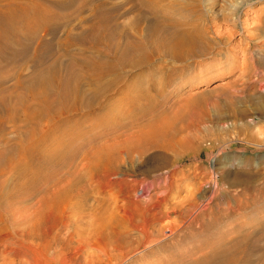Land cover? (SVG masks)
<instances>
[{
	"label": "rangeland",
	"instance_id": "rangeland-1",
	"mask_svg": "<svg viewBox=\"0 0 264 264\" xmlns=\"http://www.w3.org/2000/svg\"><path fill=\"white\" fill-rule=\"evenodd\" d=\"M5 1H0V4L4 5H1L3 10L0 6V19H2L0 20V169L2 168L0 187L3 186L0 188V194H3L0 198V223H3L0 224V264H192L215 249L221 251V257L216 262L210 260L207 264H226L228 261L229 263L233 261L229 260L232 258L233 249L223 244L244 237L245 235L241 234L257 229L258 231L254 232L256 234L253 233L250 237L253 238V242L258 243L253 245L252 249L249 248V251L246 249L249 253L238 249L236 254H239V261H235L234 264H262L264 197H260L258 193L262 191L259 188L264 185V175L248 185H231L228 183V177L234 178L233 175L238 172L242 175L252 171L264 172V144L257 143V136H251V133H256L257 130L264 135V110L259 112L252 108L253 105L243 100L244 93L240 88L241 82L247 81L248 72L250 81L253 82L248 90L255 92L254 94L260 95L262 92L264 94V90H257V81L254 80L256 78L264 80V65L261 71L253 68L251 72L247 70V65L254 63L255 59L264 61V0H36L38 4L47 7L46 12L50 18L44 29L37 27V33L32 36L28 34L27 24L38 18L35 10L39 6L35 5L36 7L33 8L34 5L29 4L31 8L27 5L24 11H18L19 14L15 11L16 19L11 21ZM98 14L105 16L111 28H109V39L106 37L105 40L95 44L90 39L96 33L91 35L94 29L90 26ZM151 20L163 21L162 23L164 20H174L173 22L180 25L184 23L185 27L187 25L199 34L198 44L192 49H187L183 57L173 58L174 53L169 44H161L154 48L149 43L150 39L143 36ZM97 26L96 32L101 29V25ZM50 28L54 31L53 36L52 33H48ZM139 36L141 40L144 39L143 42L146 38L143 54L133 46ZM44 50L45 57L49 56L45 60ZM101 54L103 56L100 57ZM93 62L113 65L102 70L105 71L102 74L104 77L100 75V78L94 80L95 82H91L88 77H91L90 69L93 67L90 63ZM50 66H55L59 77L63 79L65 83L63 89L68 88L71 82L69 87H73L79 80L78 85L83 92L79 100L87 101V104L68 106L69 97L60 98L59 101L51 99L48 107H44L42 103L39 105V102L35 100L33 102V99L26 97V85L27 88L34 90L50 85V71H43ZM85 69L86 71H83ZM157 70L179 72L170 86L166 85V75L155 79L160 85L165 82L164 89L159 90L158 93V99L165 103L132 120L122 115V111L116 114L117 110L122 109L121 105H124L120 102V97L127 88L129 90L147 88L152 83V72ZM41 74H43L42 78H40ZM235 81L240 82L234 85ZM95 90L101 93L90 102V95ZM47 93L54 98L58 97L50 88ZM198 95L206 98L209 113L205 122L199 125L202 130L199 136L201 141L203 139V145L201 143L195 145L194 151L189 153L185 151L181 157H174L173 153L164 147L143 148L144 154L142 151L138 154L136 149L125 151L122 147L120 154L115 155L110 149L109 162L113 165L117 163V166L114 170H109L110 173L107 171L98 175L94 164L98 160L99 151L103 148L109 150V147L118 142L125 144L130 137L129 129L134 128L139 132L145 128L149 118L150 121L160 118L167 106H171L172 113L178 109L181 101L184 102L191 96ZM240 102L248 106V116L244 119L248 129L237 132L235 126L240 121L229 117L231 116L229 109L232 103ZM22 103H24L23 107ZM108 109L115 115L106 119L103 114ZM45 113H48V116ZM218 113H221V118L218 120L220 124L214 117ZM150 114L153 116L150 117ZM43 116L51 118L47 120L51 122L50 125L47 121L40 122ZM26 117H30L33 123L28 122ZM37 121L40 122L39 125ZM10 149L13 150L8 151ZM10 155L12 162L8 163ZM163 160L167 166L163 163L164 166H160L162 169L156 170L153 164ZM149 169L151 173L146 171ZM28 178L37 181L35 184H28ZM68 181L73 183L76 196L81 195L80 191L85 188L88 194L87 199L84 195V198L80 197L82 199L78 200L80 204L76 213L72 215L75 219L72 226L57 225L53 232L44 235L41 239L24 235V240L12 233L15 227L11 223L7 229L3 228L5 213L14 216L31 213L41 199L54 196L55 191ZM9 192H12L11 194L16 192V198H12L11 195L8 196L9 198L3 197ZM23 195L27 199H23ZM53 199L57 201L54 197ZM75 200L76 198H73L71 201ZM66 201L64 199L60 204L62 210L67 205ZM191 201H196V207L195 205L190 207ZM193 208H196L195 212L192 211ZM54 210L58 214L63 213L61 208ZM155 215H164L162 218L164 220L150 221L149 230H152L150 231L152 238L156 236L154 240L138 247L135 246L136 242L132 241L134 247L129 253L122 250V255H115L118 250L115 249L116 244L112 243L114 241L111 231L121 229V233L125 234L127 227L130 228V224L125 221L127 217H133L131 220L134 223L137 221L138 224L143 218ZM183 215L184 217H180ZM191 215L203 219L199 222L193 221L194 217L192 218ZM123 222H126L124 225H128L126 229ZM171 222L176 224L172 230ZM6 231L7 233L4 234ZM138 232L137 229L131 228L125 235L132 239L138 237V241H142L144 238ZM103 240L107 244L103 245ZM108 252L110 254H107ZM224 255L227 257L225 258Z\"/></svg>",
	"mask_w": 264,
	"mask_h": 264
},
{
	"label": "bare ground",
	"instance_id": "bare-ground-1",
	"mask_svg": "<svg viewBox=\"0 0 264 264\" xmlns=\"http://www.w3.org/2000/svg\"><path fill=\"white\" fill-rule=\"evenodd\" d=\"M1 1V0H0ZM3 1H5V0H3ZM40 2V1H39ZM101 2V1H100ZM103 2V1H102ZM5 5H6V9H7V14H8V16H9V18H11V21H12V19H16V15H17V12L18 11H24V9H25V7H27V5H34V7L33 8H35L36 6L35 5H37V6H39V8L38 9H36L35 10V12H36V14H38V18H37V15H36V17L35 18H37V19H34L31 23H29V24H27V30L29 31L28 32V34L30 35V36H32V34L34 35L35 33H37V27L38 28H40V29H42V27H43V29H44V27H45V24L49 21V16L50 15H48L47 14V12H46V10H47V7L46 6H44V5H40V4H38V2H36V0H23V1H21V0H6L5 2ZM42 3V2H41ZM61 4V3H60ZM64 5H65V3H63ZM62 4V5H63ZM105 4V3H104ZM1 5H3V4H0V6ZM29 5V6H30ZM98 5V4H97ZM96 5V6H97ZM4 6V5H3ZM3 6H1V9H2V7ZM31 6H30V8H31ZM43 6V7H42ZM5 8V7H4ZM105 8V7H104ZM96 9H98V8H96ZM3 10V9H2ZM100 10V9H99ZM102 10H103V8H102ZM105 10H106V8H105ZM110 10H111V8H110ZM15 11H17V12H15ZM32 11V10H31ZM51 11V10H50ZM97 11V10H96ZM104 11V10H103ZM112 12V11H111ZM6 13V12H5ZM153 13V12H152ZM155 13V12H154ZM18 14H19V12H18ZM23 14V13H22ZM51 14V13H50ZM161 14V13H160ZM2 15V14H1ZM57 15V14H56ZM108 15V14H107ZM156 15V14H155ZM55 16V15H54ZM160 16H162V15H160ZM53 17V16H52ZM52 17H51V20H52ZM105 16L103 15V14H98V15H96V18H95V20L92 22V24H91V28H93L94 30L92 31V36L96 33V35L93 37V38H91L90 40L91 41H93V43H95V44H97V43H99V42H101L103 39L105 40L106 39V37L109 39V36H110V30H109V28H111L110 26H109V24L106 22V20H105V18H104ZM111 17V16H110ZM115 17V16H114ZM153 17V16H152ZM163 17V16H162ZM3 18V17H2ZM27 18V17H26ZM55 18V17H54ZM57 19H58V17H56ZM155 18H159V17H155ZM167 17H165V19H166ZM116 19V18H115ZM114 19V20H115ZM160 19V18H159ZM0 20H2V19H0ZM112 20V19H111ZM163 20V19H162ZM171 20V19H170ZM58 21V20H57ZM56 21V22H57ZM166 20H164V23H162V22H158L157 20H151V22H150V25H148V27H147V32L146 33H143L144 35L143 36H145V37H147L148 39H150L149 41H147V42H149L150 44H152L153 45V47L154 48H156L157 46H159V45H161V44H169L170 46H171V48H172V51H173V58H179V57H183L182 55L184 54V52L187 50V49H189V48H191L192 49V47L194 46V45H196V44H198V42H197V40H198V37H199V34L197 33V32H195L194 30H192L190 27H188L187 25H186V27L184 26V23L183 24H178V23H175V22H173V21H166ZM179 22V21H178ZM2 23H3V25H4V27H5V24H4V22L2 21ZM51 23V22H50ZM31 24V25H30ZM52 24V23H51ZM186 24H188V23H186ZM190 24V23H189ZM97 25H101L100 26V28L101 29H99V31H97L96 32V30H97ZM111 25V24H110ZM193 25V24H192ZM191 25V26H192ZM10 26V25H9ZM116 26H117V24H116ZM0 27H1V24H0ZM48 27V26H47ZM88 27H89V25H88ZM113 27H114V25H113ZM51 29V28H50ZM196 29V28H195ZM198 29V28H197ZM235 29V28H234ZM9 30V29H8ZM10 30H11V28H10ZM39 30V29H38ZM49 30V29H48ZM47 31V30H46ZM86 31V30H85ZM84 31V32H85ZM39 32V31H38ZM86 32H89V30L88 31H86ZM95 32V33H94ZM3 33V32H2ZM40 33V32H39ZM49 34H51L52 36H53V33H54V31H53V29H51L49 32H48ZM56 33V32H55ZM121 33V32H120ZM222 33V32H221ZM1 34V33H0ZM7 34V33H6ZM83 34V33H82ZM85 34V33H84ZM220 34V33H219ZM218 34V35H219ZM223 34V33H222ZM56 35V34H55ZM68 35V37H69V34H67ZM86 35H87V33H86ZM90 35V36H91ZM140 35V34H139ZM2 36V35H1ZM14 36V35H13ZM91 36V37H92ZM114 36V35H113ZM10 37H11V35H10ZM42 36H40V38H41ZM55 37V36H54ZM83 37V36H82ZM87 37H88V35H87ZM120 37V36H119ZM84 38V37H83ZM113 38V37H112ZM117 38V37H116ZM138 38V37H137ZM1 39H2V37H1ZM66 39V38H65ZM200 39V38H199ZM44 40H45V38H44ZM61 40V39H60ZM59 40V41H60ZM64 40V39H63ZM113 40V39H112ZM116 40V39H115ZM118 40H119V38H118ZM144 40V39H143ZM143 40H141L140 39V36H139V38L138 39H136L135 41H134V44H133V46L135 47V49H139L141 52H142V54L144 53V42L146 41V38H145V41L143 42ZM39 41H40V39H39ZM62 41V40H61ZM61 41H60V44H61ZM65 41H67V39L65 40ZM117 41V40H116ZM120 41V40H119ZM219 41V40H218ZM106 42H108V41H106ZM221 42V41H220ZM40 43H41V41H40ZM66 43H68V42H66ZM116 43V42H115ZM133 43V42H132ZM219 43V42H218ZM223 43V42H222ZM47 44V43H46ZM94 44V45H95ZM106 44H109V43H106ZM112 44H113V42H112ZM117 44V43H116ZM129 44V43H128ZM147 44V43H146ZM45 45V44H44ZM62 45H63V43H62ZM67 45V44H66ZM111 45V44H110ZM47 46V45H46ZM151 46V45H150ZM164 46V45H163ZM40 47H42V46H40ZM39 47V48H40ZM67 47V46H66ZM114 47V46H113ZM129 47H131V46H129ZM196 47V46H195ZM60 48V47H59ZM65 48V47H64ZM64 48H62V49H64ZM107 48H108V45H107ZM111 48V47H110ZM109 48V49H110ZM125 48V47H124ZM194 48V47H193ZM3 49V48H2ZM41 49V48H40ZM131 49V48H130ZM153 49V48H152ZM191 49H190V51H191ZM46 50V49H45ZM45 50H44V52H45ZM108 50V49H107ZM154 50V49H153ZM158 50V49H157ZM1 51V50H0ZM6 51H7V49H6ZM41 51V50H40ZM101 51H103V50H101ZM111 51V50H110ZM124 51V50H123ZM127 51V49L125 50V52ZM145 51H146V49H145ZM109 52V51H108ZM137 52V51H136ZM136 52H135V54H136ZM3 53V52H2ZM39 53V52H38ZM48 53V52H47ZM100 53H102V52H100ZM99 53V54H100ZM105 53V52H104ZM128 53V52H127ZM138 53H139V51H138ZM206 53V52H205ZM44 54H46V52L45 53H43V55ZM103 54V53H102ZM100 55V57L101 56H103V55ZM121 54V53H120ZM126 54V53H125ZM140 54V53H139ZM9 55H10V53H9ZM133 55V54H132ZM2 56H4V55H2ZM34 56V55H33ZM118 56V55H117ZM121 56V55H120ZM131 56V55H130ZM175 56V57H174ZM245 56V55H244ZM41 57V56H40ZM43 57V56H42ZM41 57V58H42ZM46 57H49V56H46ZM45 55H44V60H45ZM105 57V56H104ZM103 57V58H104ZM107 57V56H106ZM140 57V56H139ZM138 57V58H139ZM117 58V57H116ZM142 58V57H141ZM256 58H258V57H256ZM245 59V58H244ZM3 60V59H2ZM1 60V61H2ZM48 60V59H47ZM106 60V59H105ZM121 60V59H120ZM42 61V60H41ZM91 61V60H90ZM92 61H93V59H92ZM119 61V60H118ZM122 61H123V59H122ZM121 61V62H122ZM245 61V60H244ZM255 62L254 63H252V64H248L247 65V70H249V72H251L250 70H251V68H253V70L255 69V70H259V71H261V68L263 67V65H264V61H261V60H254ZM6 62V61H5ZM4 61H3V63H5ZM38 62V61H37ZM84 62V61H83ZM120 62V61H119ZM120 62V63H121ZM58 63V62H57ZM88 63V62H87ZM1 64V63H0ZM52 64V63H51ZM90 64H92L91 66L93 67V68H91L90 69V71L92 70V73H90V75H91V77L89 78L88 77V79L89 80H91V82L93 81V82H95L96 81V79L99 77L100 78V75L102 76V74L105 72V71H102L104 68H106V67H111L113 64L112 63H101V62H93V63H90ZM117 64V63H116ZM123 64H126V63H123ZM53 65V64H52ZM120 65V64H119ZM48 66V65H47ZM117 67V66H116ZM115 67V68H116ZM132 67V66H131ZM68 68V67H67ZM87 68V67H86ZM212 68V67H211ZM60 69V68H59ZM113 69V68H112ZM245 68L243 67L242 68V70H244ZM69 70V69H68ZM241 70V71H242ZM43 71H50L49 73V75H50V79H51V83H50V85L49 84H47L48 86L46 87V86H42L39 90H34V89H31V88H27V85H26V97L28 98H31V99H33V102H34V100L35 101H37V102H39V105H40V103H42V105L45 107V106H47L48 104H50V102L53 100V99H62V98H69L70 97V102H69V104H68V106H73L74 105V107L75 106H77V105H85V104H87V101L86 102H83V101H81V100H79L80 98H81V94H82V96H83V92H82V89H81V87L78 85V82H79V80H78V82H77V84H75V82H74V86L73 87H69L71 84H72V82H71V84L70 83H68V84H70L69 86H68V88H62V86H64L63 84H65V83H63V79L61 80V78L59 77V75H58V73L59 72H56L57 70H56V68H55V66H50V67H48V68H46V69H44ZM59 71V70H58ZM74 71V70H73ZM83 71H86V69L85 70H83ZM160 70H157V72H152V83L150 84V85H148V87L147 88H139V89H134L133 88V90L131 89V90H129L128 88H127V90H126V92H124V94L120 97V102L122 103H124V105L122 104L121 106H122V109H119V110H117V112H116V114L118 113V112H121L122 111V115H124L125 117H129L131 120H132V118H134V117H138V115H140V114H142V113H145V112H149V110H151L152 108H154V107H156V109H157V106L159 105V104H161L162 105V103H165L164 101H161V100H159L158 99V93L160 92L159 90H163L164 89V86H165V82H166V85H168V86H170L169 84H171L173 81H174V78H175V76H178V74H179V72H159ZM61 72V71H60ZM67 72V71H66ZM75 72V71H74ZM89 71L87 70V72L86 73H88ZM119 72V71H118ZM244 72V71H243ZM247 72V71H246ZM245 72V73H246ZM47 73V72H46ZM107 74H108V72H107ZM42 75L43 74H41V76H40V78H42ZM68 75V74H67ZM72 75V74H71ZM117 75V74H116ZM162 75H166V78H165V82H164V84L163 85H160V84H158V83H156V78H158V77H160V76H162ZM48 76V75H47ZM62 76V75H61ZM246 80L247 81H243V83L241 82V84H242V86L240 87L241 88V90H242V92L244 93L243 94V96H242V99L243 100H245L246 102H249L251 105H253V107L252 108H255V109H257V110H259V112H263V110H264V94H263V92L260 94V95H258V94H254L255 92H252V91H249L248 89L250 88V86L253 84V82L252 81H250V73H246ZM15 77V76H14ZM44 77V76H43ZM65 77H66V73H65ZM102 77H104V76H102ZM112 77V76H111ZM46 78V77H45ZM44 78V79H45ZM63 78V77H62ZM78 78V77H77ZM113 78V77H112ZM2 79V78H1ZM29 79V78H28ZM76 79V78H75ZM115 79V78H114ZM41 80V79H40ZM46 80V79H45ZM70 80V79H69ZM73 80V79H72ZM86 80H87V78H86ZM95 80V81H94ZM109 80V79H108ZM108 80H107V82H108ZM255 81H257V83H256V88H257V90H260V91H263L264 90V88H263V85H264V83H263V79H254ZM75 81H77V80H75ZM84 80H82V82H83ZM101 81V80H100ZM39 82V81H38ZM98 82V81H97ZM240 82V81H239ZM239 82H237V81H235V83H234V85H236L237 83L239 84ZM21 83V82H20ZM27 83V82H26ZM29 83V82H28ZM32 83V82H31ZM42 83V82H41ZM99 83V82H98ZM113 83V82H112ZM43 84V83H42ZM106 85V84H105ZM35 86V85H34ZM114 86V85H113ZM167 86V87H168ZM240 86V85H239ZM106 87V86H105ZM108 87V86H107ZM48 88H50L52 91H53V93H54V95H56V96H58V97H55L54 98V96H50L48 93L46 94V92L48 91ZM109 88V87H108ZM28 89V90H27ZM85 90V89H84ZM24 91H25V89H24ZM165 91V90H164ZM162 92V91H161ZM246 92V93H245ZM101 92L99 91V90H95L94 92H92V94L90 95V102L92 101V100H94V98L95 97H97L99 94H100ZM164 93V92H163ZM88 94V93H87ZM11 95V94H10ZM241 95V94H240ZM22 97V96H21ZM21 97H20V99H21ZM52 99V100H51ZM86 99V98H85ZM205 99L206 98H203V97H201V96H191L190 98H188V99H186V100H184V102H182L181 101V103L180 104H178L179 106L176 108L177 110L176 111H174V112H172L171 113V111H172V109L170 110V107L171 106H167V108H165V107H163V114H162V112H161V114H162V116L160 117V118H155V120L154 121H150L149 119H148V121L149 122H147V125H145V128L144 129H142V130H140L139 132L137 131L136 132V130L133 128V129H129V132H131L130 133V137H129V140H124V141H126V143L125 144H123V143H117V144H115V145H112L111 147H109V150H108V148L106 149V148H103L101 151H99V153H98V160H96V162H95V164H94V166H96V168H95V171L97 172L98 171V175H102V174H104V172H107V171H109V170H114L115 168H116V166H117V163L115 164V165H113V163L112 164H110V158H111V152L112 153H114L115 155L117 154V153H119V151H121L120 149L122 148V147H124V148H122V149H125V151H127V150H129V151H133L134 149H136V150H138V154H139V151H142V149L143 148H161V147H164L166 150H170L172 153H173V156L174 157H181V156H183V153L186 151V153L188 152H190V151H194L195 150V148H196V146L195 145H199L200 143L202 144V142H203V139H202V141H201V139H200V131H202V130H200V128H199V125H200V123L201 122H205L204 120L209 116V113H208V108L206 107V101H205ZM23 100H24V98H23ZM30 100V99H29ZM51 100V101H50ZM56 100V101H57ZM98 100V99H97ZM100 100V99H99ZM59 101V100H58ZM65 101V100H64ZM62 102V101H61ZM230 102H232V101H230ZM239 102V101H238ZM67 103H68V101H67ZM241 103V104H240ZM239 104H237V103H232V105L230 106V112H229V114L231 113V116H229V117H234L235 119H237V120H239L240 121V123H238V124H236V126H235V128H236V131L237 132H241V130H243L244 129V131H246L245 129H248V125H246L247 124V122H245V118L248 116V106H245V105H243V103L242 102H240ZM23 104L24 103H22V107H23ZM37 104V103H36ZM60 104V103H59ZM98 104V103H97ZM34 105V104H33ZM38 105V106H39ZM67 104H65V106H66ZM89 105V104H88ZM26 106H28V105H26ZM43 106H41V107H43ZM120 106V107H121ZM164 106V105H163ZM44 107L42 108V109H44ZM48 107V106H47ZM64 107V106H63ZM81 107V106H80ZM79 107V108H80ZM225 107V106H224ZM28 108V107H27ZM64 108H66V107H64ZM86 108V107H85ZM30 109V108H29ZM28 109V110H29ZM38 109V108H37ZM53 109V108H52ZM60 109V108H59ZM66 109H68V107L66 108ZM83 109V108H82ZM113 109V108H112ZM160 109V108H159ZM162 109V108H161ZM160 109V110H161ZM250 109H251V107H250ZM249 109V110H250ZM27 110V109H26ZM26 110H25V113H26ZM27 110V111H28ZM45 110V109H44ZM43 110V111H44ZM71 110H73V109H71ZM85 110V109H84ZM254 110V109H253ZM34 111V110H33ZM32 111V112H33ZM58 111V110H57ZM77 111V110H76ZM49 112H50V110H49ZM59 112V111H58ZM61 112V111H60ZM83 111H81V113H82ZM151 112H153V110L151 111ZM156 112V111H155ZM219 112V111H218ZM39 113H40V111H39ZM38 113V114H39ZM71 113V112H70ZM77 113V112H76ZM84 113V112H83ZM228 113V112H227ZM46 114V116H48V113H45ZM52 114H54V112L53 113H51V115ZM62 114V113H61ZM149 114V113H148ZM152 114H154L155 115V113H152ZM224 114V113H223ZM43 115V114H42ZM41 115V116H42ZM115 115V114H113V113H111V111L108 109L104 114H103V116L106 118H108V117H113V116ZM26 116V115H25ZM40 116V117H41ZM53 116V115H52ZM153 116V115H152ZM151 116V114H150V117H152ZM38 117V116H37ZM45 116H43L42 118H41V120H40V122H42V123H45L49 118H47V117H45ZM51 117V116H50ZM143 117H145V114L143 115ZM142 117V118H143ZM215 117V121L216 122H218V120L221 118V113H218V114H216V116H214ZM228 117V116H227ZM39 118V117H38ZM59 118V117H58ZM102 118V117H101ZM106 118V119H107ZM26 120H28V122H32L31 121V119H30V117H26L25 118ZM35 119V118H34ZM51 119V118H50ZM49 119V120H50ZM104 119V118H103ZM137 119V118H136ZM36 120V119H35ZM43 120V121H42ZM124 120V119H123ZM236 120V121H237ZM244 120V121H243ZM251 120V118H249V121ZM136 121V120H135ZM233 121V120H232ZM235 121V120H234ZM238 121V122H239ZM39 122V123H40ZM48 122V121H47ZM50 122V121H49ZM49 122H48V124H49ZM133 122H134V120H133ZM242 122V123H241ZM30 123H27L28 125H30ZM33 123V122H32ZM37 123H38V121H37ZM39 123L37 124V125H39ZM51 123V122H50ZM61 123V122H60ZM219 123V122H218ZM221 123V122H220ZM219 123V124H220ZM236 123V122H235ZM1 124V123H0ZM234 124V123H233ZM232 124V125H233ZM35 126H36V124H34ZM41 125V124H40ZM46 125V124H45ZM50 125V124H49ZM48 125V126H49ZM123 125V124H122ZM130 125V124H129ZM224 125V124H223ZM232 125H230V127H232ZM1 126V125H0ZM44 126V125H43ZM124 126V125H123ZM134 126H135V124H134ZM138 126V125H137ZM139 126H140V124H139ZM39 127H42V126H39ZM57 127V126H56ZM60 127V126H59ZM125 127V126H124ZM136 127V126H135ZM141 127V126H140ZM32 128L34 129V126L32 125ZM58 128V127H57ZM227 128V127H226ZM234 128V129H235ZM141 129V128H140ZM229 129V128H228ZM36 131H37V129H35ZM112 130V129H111ZM211 130V129H210ZM213 130V129H212ZM225 130V129H224ZM232 130V129H231ZM256 130H257V128H256ZM34 131V130H33ZM117 131V130H116ZM115 131V132H116ZM1 132V131H0ZM230 131H228V133H229ZM236 132V133H237ZM108 133V132H107ZM203 133H206V132H203ZM212 133H213V131H212ZM226 133H227V131H226ZM245 134V133H244ZM249 134H250V132H249ZM218 136V135H217ZM249 136V135H248ZM251 136L253 137V136H257L258 137V139H256V140H258L257 141V143H262V144H264V135L260 132V131H256V133H251ZM30 137V136H29ZM257 137H255V138H257ZM3 138V137H2ZM31 138V137H30ZM250 137H248V139H249ZM254 138V139H255ZM128 139V138H127ZM213 139V138H212ZM253 139V140H254ZM5 140V139H4ZM216 140V139H215ZM222 140V139H221ZM207 141V140H206ZM6 142V141H5ZM121 142V141H120ZM7 143H8V141H7ZM207 144V143H206ZM203 145V144H202ZM205 145V144H204ZM108 147V146H107ZM15 148H18V147H15ZM101 148V147H100ZM190 148H193V149H190ZM110 149H111V152L109 153L108 151H110ZM127 149V150H126ZM189 149V150H188ZM198 149V148H197ZM196 149V150H197ZM11 150H13V149H10V150H8V151H11ZM99 150V149H98ZM98 150H96V152H98ZM155 150V149H154ZM161 150V149H160ZM7 151V153L9 154V152ZM156 151V150H155ZM14 152V151H13ZM15 152H16V150H15ZM142 153H143V151H142ZM11 154H12V152H11ZM97 154V153H96ZM95 154V155H96ZM120 154V153H119ZM119 154H118V156H119ZM144 154V153H143ZM159 154V153H158ZM164 154H166V152L164 153ZM141 155V154H140ZM155 156V155H154ZM158 156V155H157ZM157 156H155V157H157ZM159 156H160V154H159ZM162 156H163V154H162ZM117 157V156H116ZM120 157V156H119ZM164 157V156H163ZM113 158V157H112ZM158 158H160V157H158ZM95 159V158H94ZM116 159V158H115ZM164 159H165V157H164ZM91 160V159H90ZM92 160H93V158H92ZM118 160H120V158L118 159ZM117 160V161H118ZM176 160V159H175ZM164 161V160H163ZM163 161H161V162H159V163H152L153 164V167L154 168H156V170L158 169V168H160V166L161 165H163V163H164V165H165V161L163 162ZM10 162H12V160H11V155H10V158H8V163H10ZM119 162V161H118ZM157 162V161H156ZM167 163H168V161H167ZM166 163V164H167ZM12 165V164H11ZM92 165V164H91ZM163 165V166H164ZM13 166V165H12ZM98 166V167H97ZM120 166V165H119ZM163 166H161V167H163ZM165 166H167V165H165ZM149 167V166H148ZM256 167H258V165H256ZM160 169H162V168H160ZM2 170V168L0 169V171ZM257 170V169H256ZM34 171H39V170H34ZM33 171V174L35 175L36 174V176H37V173H35ZM94 171V172H95ZM147 172L148 171H150V173L152 172L151 171V169H149V170H146ZM160 171V170H159ZM261 171V170H260ZM257 171V172H254V171H252V172H247V174L245 175H242L240 172H238L236 175H233L234 176V178H230V177H228L229 179H228V183L229 184H231V185H234V184H243V185H248V184H250V183H252V182H254L256 179H258V178H260V176H262V175H264V172L263 171ZM112 172V171H111ZM153 172H154V169H153ZM156 172V171H155ZM109 173H110V171H109ZM112 173H114V172H112ZM231 175V176H232ZM29 179V178H28ZM30 180V181H29ZM29 180H27V183L28 184H35L36 183V181H37V179H33V178H30ZM34 182V183H33ZM4 184V183H3ZM27 184V185H28ZM97 186V185H96ZM3 187V186H2ZM2 187H0V188H2ZM31 187V186H30ZM29 187V188H30ZM27 188V187H26ZM54 189V188H53ZM87 188H85L84 190H82V191H80V194L81 195H79V196H76L75 195V191H74V187H73V183L71 182V181H68L67 183H64L63 185H61V187H59L58 188V190H56L55 191V193H54V196H52V197H50V198H43V199H41V201L38 203V205L37 206H35L34 208H33V210H32V212L31 213H26V215H22V214H20V216H14L13 214L11 215L10 213H5V215H6V219H5V225L3 226V228L4 229H7V227H8V225H9V227H10V223H11V225L13 226V227H15L14 228V230H13V232L12 233H14V234H16L19 238L20 237H25V236H36L38 239H41L44 235H46V234H49L50 232H53L54 231V229H55V227L57 226V225H64L65 227H69V226H72L73 225V223L75 222V219H73L74 217H72V215L74 214V213H76L75 211H77V207H78V205L80 204V201H78V200H80V199H82V198H84V195H85V199H87V193H86V190ZM259 189H262V191H260L259 193L258 192H256V193H258L259 194V196L261 197H264V185H263V187L262 188H259ZM17 190V189H16ZM19 192V191H18ZM21 192V191H20ZM40 192V191H39ZM1 193V192H0ZM12 192H9V193H5V195L3 196L4 198L5 197H8L9 195H11V197L13 198V197H15L16 198V192H13V194H11ZM2 195L3 194H0V198L2 197ZM13 195H15V196H13ZM214 195V194H213ZM257 195V194H256ZM24 196V197H23ZM22 197H23V199L25 198V199H27L26 197H25V195H23ZM255 196V195H254ZM53 197L55 198V200H57V201H53L54 199H53ZM80 197H82V198H80ZM257 197V196H256ZM9 198V197H8ZM66 198H68V199H66ZM73 198H76V200L74 201V202H72L71 200L73 199ZM49 199H51V201H53V202H51ZM67 200L66 201V206H64V208H63V210H62V206L60 205L62 202H63V200ZM38 202V201H37ZM81 202H82V200H81ZM192 202V201H191ZM196 202V201H195ZM195 202H192V203H190V207L191 206H193V205H195V207H196V204H195ZM180 203V202H179ZM56 205H57V207H56ZM177 205V204H176ZM179 206V205H178ZM68 207H69V209H68ZM194 207V206H193ZM199 207V206H198ZM57 208L58 209H60L61 208V211L63 212H61L62 214H58L57 212H55V210L54 209H56L57 210ZM123 208V207H122ZM180 208V207H179ZM194 209V208H193ZM181 210V209H180ZM192 210V209H191ZM195 210H196V208L194 209V210H192V211H194L195 212ZM15 211H16V209H15ZM191 211V213H194V212H192ZM11 212V211H10ZM12 213V212H11ZM57 213V214H56ZM190 213V214H191ZM155 214V213H154ZM181 214V213H180ZM182 215V214H181ZM188 215V214H187ZM187 215H185V216H187ZM193 215V214H192ZM192 215H191V217H192ZM202 215V214H201ZM2 216H4V215H2ZM190 216V215H189ZM180 217H184V215L183 216H180ZM194 217V216H193ZM192 217V218H193ZM4 218V217H3ZM2 218V219H3ZM133 217H127L126 219H125V221H127V223H129L130 224V228H129V226L127 227L128 228V230L129 229H137L139 232V235L141 236H143V240L142 241H138V237H136V239H132V238H129L127 235H125L126 233L128 234V230H127V232L125 233V234H122L121 232L122 231H120L119 229H113L112 231H111V236L113 237L112 239H113V241L114 242H112V243H115L116 244V247H115V249H117L118 251L116 252V254L115 255H117V254H121L122 253V250H125L124 252L126 253L127 251H128V253L130 252V249L131 248H133L134 247V245H132V241H135L136 242V244H135V246L136 247H138V245H145V244H147V243H149L150 241H152V240H154L153 238L154 237H156V236H153V238H152V236H151V233L152 232H150V231H152V230H149V225H150V221L151 220H158L159 222H160V220L162 219V218H164V215H155V216H152V217H150V218H143V220H141V222H139L138 224L135 222H133L131 219H132ZM190 218V217H189ZM188 218V219H189ZM192 218H191V220H192ZM141 219V218H140ZM160 219V220H159ZM182 219H184V218H182ZM187 219V218H186ZM200 219H203L202 217L200 218L199 216L198 217H194V220L193 221H200ZM218 219V218H217ZM162 220H164V219H162ZM161 220V221H162ZM190 220V219H189ZM4 221V220H3ZM155 221V222H156ZM183 221V220H182ZM181 221V222H182ZM2 222V221H1ZM152 222H154V221H152ZM174 222V221H173ZM184 222V221H183ZM191 222V221H190ZM204 222V221H203ZM79 223V222H78ZM77 223V224H78ZM124 223H126V222H123V226L125 227V229H126V225H124ZM0 224H3V223H0ZM155 224V223H154ZM165 224V223H164ZM179 224V223H178ZM195 224V223H194ZM153 225V224H152ZM176 224L175 223H172L171 222V224H170V227H171V230H172V228L175 226ZM11 226V227H12ZM20 227V228H19ZM161 227H163V226H161ZM176 227V226H175ZM179 227H180V225H179ZM164 228V227H163ZM169 228V227H168ZM202 228V227H201ZM257 228V227H256ZM263 228L264 227H262V230H263ZM150 229H152V228H150ZM260 229V228H259ZM124 230V229H123ZM157 230V229H156ZM166 230V229H165ZM168 230V229H167ZM166 230V231H167ZM170 229H169V231H171ZM203 230V229H202ZM3 231V230H2ZM161 231V230H160ZM256 231H258V229L257 230H251V232H246V233H244V234H241V235H245L244 237H240L239 239L237 238V239H233V241L231 240V241H228V242H226L225 244H223V245H226L227 247H229V248H231V249H233V253H231L232 254V258H230L229 260H233V261H230V263H229V261L226 263V264H231V263H233L234 264V262L235 261H239L238 260V255L236 254V251L238 250V249H240V250H248L249 251V248H251L253 245H255V244H257L258 242H253L252 241V239H251V237L253 236V233L254 232H256ZM67 232V231H66ZM124 232H125V230H124ZM159 232V231H158ZM7 233V231L6 232H4V234H6ZM9 233V232H8ZM129 233H131V231H129ZM133 233V232H132ZM155 233H157V232H155ZM164 234L166 233V232H163ZM260 233V232H259ZM263 233H264V230H263ZM0 234H1V231H0ZM102 234V233H101ZM256 233H254V235H255ZM25 235V236H24ZM130 235V234H129ZM156 235V234H155ZM260 235V234H259ZM3 236V235H2ZM98 236V235H97ZM106 236V235H105ZM158 236V235H157ZM251 236V237H250ZM239 237V236H238ZM102 238V237H101ZM110 238V237H109ZM135 238V237H134ZM103 239H105V238H103ZM231 239V238H230ZM259 239V238H258ZM23 240H24V238H23ZM23 240H22V242H23ZM107 240H109V239H107ZM106 240V241H107ZM228 240V239H227ZM19 241V240H18ZM104 241V240H103ZM256 241H258V240H256ZM212 242V241H211ZM8 243H9V240H8ZM38 243V242H37ZM105 244H107V242L105 243V241H104V244L103 245H105ZM110 244V243H109ZM217 244V243H216ZM8 244H6V246H7ZM221 245V244H220ZM259 245V244H258ZM211 246V245H210ZM209 246V247H210ZM222 246V245H221ZM5 247V246H4ZM34 247V246H33ZM149 247V246H148ZM211 247H213V246H211ZM215 247V246H214ZM220 246H218V248H219ZM242 247V248H241ZM42 248V247H41ZM37 249V248H36ZM40 249V248H39ZM136 249H138V248H136ZM135 249V250H136ZM213 249H215V248H213ZM220 249V248H219ZM252 249V248H251ZM251 249H250V251H251ZM253 249H254V247H253ZM104 249H102V251H103ZM210 250V249H209ZM246 250V251H247ZM6 251V250H5ZM105 251V250H104ZM112 251V250H111ZM219 250H214V251H210L211 253H209V254H207V255H211L210 257H208L207 255H203L202 257H200V258H198L197 260H195L194 262H192V264H207V262H209L210 260H213V261H217L220 257H221V255H220V252H218ZM227 251V250H226ZM247 251V252H248ZM33 252V251H32ZM109 252H110V250H109ZM107 253V254H110V253ZM243 252H245V251H243ZM252 252V251H251ZM35 253V252H34ZM40 253V252H39ZM104 253V252H103ZM105 253H106V251H105ZM240 253V252H239ZM249 253V252H248ZM112 254V253H111ZM114 254V253H113ZM105 255V254H104ZM122 255V254H121ZM197 255V254H196ZM230 255V254H229ZM6 256V255H5ZM35 256V255H34ZM247 256V255H246ZM36 257V256H35ZM40 257V256H39ZM108 257H111V256H108ZM116 257H118V256H116ZM224 257H225V255H224ZM227 257V256H226ZM225 257V258H226ZM242 257H243V255H242ZM111 258H114V257H111ZM6 259V258H5ZM240 260H241V258H239ZM9 260V259H8ZM114 260V259H113ZM174 260V259H173ZM243 260V259H242ZM246 260V257H245V259H244V261ZM248 260V259H247ZM36 261V260H35ZM176 262V261H175ZM219 262H220V260H219ZM15 263V262H14ZM190 263V262H189ZM164 264V263H163ZM169 264H171V263H169ZM175 264V263H174ZM262 264H264V259H263V263Z\"/></svg>",
	"mask_w": 264,
	"mask_h": 264
}]
</instances>
